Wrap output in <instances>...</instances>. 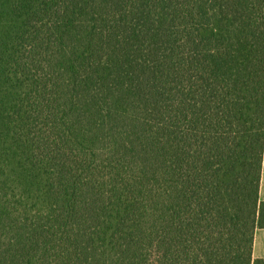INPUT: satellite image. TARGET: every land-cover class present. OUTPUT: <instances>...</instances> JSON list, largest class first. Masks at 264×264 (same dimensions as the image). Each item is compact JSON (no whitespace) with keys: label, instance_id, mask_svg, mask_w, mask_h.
Wrapping results in <instances>:
<instances>
[{"label":"trees","instance_id":"trees-1","mask_svg":"<svg viewBox=\"0 0 264 264\" xmlns=\"http://www.w3.org/2000/svg\"><path fill=\"white\" fill-rule=\"evenodd\" d=\"M264 0H0V264H252Z\"/></svg>","mask_w":264,"mask_h":264},{"label":"crops","instance_id":"crops-1","mask_svg":"<svg viewBox=\"0 0 264 264\" xmlns=\"http://www.w3.org/2000/svg\"><path fill=\"white\" fill-rule=\"evenodd\" d=\"M264 165V150H263ZM259 201L264 203V169L259 184ZM252 264H264V228H257L252 248Z\"/></svg>","mask_w":264,"mask_h":264}]
</instances>
